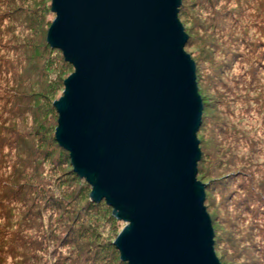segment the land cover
I'll return each instance as SVG.
<instances>
[{
	"label": "trees",
	"instance_id": "1",
	"mask_svg": "<svg viewBox=\"0 0 264 264\" xmlns=\"http://www.w3.org/2000/svg\"><path fill=\"white\" fill-rule=\"evenodd\" d=\"M50 13L48 0H0V264H127L113 244L124 221L55 139L73 67L45 42ZM179 15L200 76L213 248L221 264H264V147L241 114L264 112V0H182Z\"/></svg>",
	"mask_w": 264,
	"mask_h": 264
},
{
	"label": "water",
	"instance_id": "2",
	"mask_svg": "<svg viewBox=\"0 0 264 264\" xmlns=\"http://www.w3.org/2000/svg\"><path fill=\"white\" fill-rule=\"evenodd\" d=\"M180 0H51L46 34L73 71L53 102L73 170L126 225L127 264H220L196 179L201 99Z\"/></svg>",
	"mask_w": 264,
	"mask_h": 264
},
{
	"label": "rangeland",
	"instance_id": "3",
	"mask_svg": "<svg viewBox=\"0 0 264 264\" xmlns=\"http://www.w3.org/2000/svg\"><path fill=\"white\" fill-rule=\"evenodd\" d=\"M46 2H47V0H45ZM48 2L51 4V0H48ZM180 3L182 4V0H180ZM50 11H51V5H50ZM54 16H55V14L51 11V13H50V21H49V25L47 26V28H46V33H45V37H44V39H45V42L47 43V41H46V34H47V32H48V28H49V26H50V24L52 23V20L54 19ZM177 16H178V19H179V21H180V23H181V25L183 26V30H184V32L187 34V38H188V32H187V29H185V27L187 26V24L186 25H184V24H182V22H181V20H180V15H179V8H178V13H177ZM47 45H49L48 43H47ZM50 46V45H49ZM51 47V46H50ZM191 49H189V48H186L185 47V45H184V51L186 52V53H188L189 55H190V57H191V59L194 61V59H193V56H192V54L190 53L191 51H190ZM195 64V63H194ZM194 67H195V65H194ZM73 70H71V72H72ZM195 71H196V67H195ZM241 71H242V69H241ZM71 72H69L67 75H66V77L71 73ZM244 75V74H243ZM65 77V78H66ZM198 77H200L199 76V73H197V71L195 72V82L197 83V87H198ZM64 78V79H65ZM64 81V80H63ZM64 89V88H63ZM198 89H199V87H198ZM197 89V90H198ZM258 89V88H257ZM63 93V92H62ZM263 93H264V91H263ZM198 94H199V96H200V99H201V104H202V109H203V99L201 98L202 96H201V93H200V91L198 90ZM62 95V94H61ZM60 97V96H59ZM58 97V98H59ZM58 98H56L55 100H57ZM54 100V101H55ZM53 101V102H54ZM52 102V103H53ZM254 102V100L253 101H251L249 104H251L252 105V103ZM202 109H201V116H204V114L202 113ZM241 114L244 116V121H245V123L246 124H248V126H249V128H250V134H260L261 135V141H262V143H263V147H264V112H262V113H259V112H256V111H246L245 113L244 112H241ZM200 125H201V122H202V117H200ZM200 125H199V127H200ZM251 127H252V130H251ZM203 128V127H202ZM258 134H257V136H258ZM197 135H198V138L202 135V134H200V133H198V131H197ZM200 149V148H199ZM68 153H69V151H68ZM200 153H201V150H200ZM260 156L261 157H263L264 158V151L263 152H261L260 153ZM196 179L197 180H199L200 182H202L203 183V181L199 178V175L198 174H196ZM204 190H205V186H204ZM90 192H91V186H90ZM89 192V193H90ZM204 199H205V192H204ZM204 202H205V200H204ZM203 202V204H204V206H205V209H206V212H207V214H208V216H209V219H210V222L212 221V219H211V211L209 210V208L207 207V204H206V202L204 203ZM126 225V222H123V223H117V227H116V230H119L118 231V234L120 233V231L123 229V227ZM213 225H212V222H211V227H212ZM212 230H213V227H212ZM117 234V235H118ZM213 234H214V231H213ZM117 235L114 237V240H115V238L117 237ZM113 240V241H114ZM214 252H215V250H214ZM120 253V252H119ZM215 255H216V257H217V259H218V261H219V263L221 264V262H220V258L217 256V254H216V252H215ZM120 258V257H119Z\"/></svg>",
	"mask_w": 264,
	"mask_h": 264
},
{
	"label": "bare ground",
	"instance_id": "4",
	"mask_svg": "<svg viewBox=\"0 0 264 264\" xmlns=\"http://www.w3.org/2000/svg\"><path fill=\"white\" fill-rule=\"evenodd\" d=\"M181 6V3L179 4V6H178V8ZM178 13V12H177ZM194 62V61H193ZM195 65V64H194ZM196 87H197V83H196ZM197 89H198V87H197ZM198 91V90H197ZM198 138V137H197Z\"/></svg>",
	"mask_w": 264,
	"mask_h": 264
}]
</instances>
